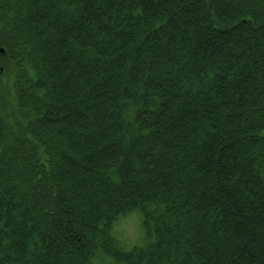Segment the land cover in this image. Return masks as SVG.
<instances>
[{"label": "trees", "instance_id": "1", "mask_svg": "<svg viewBox=\"0 0 264 264\" xmlns=\"http://www.w3.org/2000/svg\"><path fill=\"white\" fill-rule=\"evenodd\" d=\"M104 260L264 264V0H0V264Z\"/></svg>", "mask_w": 264, "mask_h": 264}, {"label": "rangeland", "instance_id": "2", "mask_svg": "<svg viewBox=\"0 0 264 264\" xmlns=\"http://www.w3.org/2000/svg\"><path fill=\"white\" fill-rule=\"evenodd\" d=\"M139 210H133V213H128L122 218L118 219L112 226V233L117 239L120 246L127 250L133 246H145L148 243V237L140 223ZM102 261L101 264H107ZM119 264V263H118ZM122 264V263H121Z\"/></svg>", "mask_w": 264, "mask_h": 264}]
</instances>
